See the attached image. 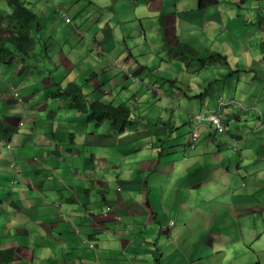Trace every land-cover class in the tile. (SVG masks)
Here are the masks:
<instances>
[{"label": "crops", "instance_id": "0c3cea01", "mask_svg": "<svg viewBox=\"0 0 264 264\" xmlns=\"http://www.w3.org/2000/svg\"><path fill=\"white\" fill-rule=\"evenodd\" d=\"M40 10L49 69L37 48L0 62L5 264H264V0ZM70 82L126 106L124 131L71 107ZM217 113L223 135L194 118Z\"/></svg>", "mask_w": 264, "mask_h": 264}, {"label": "trees", "instance_id": "16d2710c", "mask_svg": "<svg viewBox=\"0 0 264 264\" xmlns=\"http://www.w3.org/2000/svg\"><path fill=\"white\" fill-rule=\"evenodd\" d=\"M204 5L209 0H201ZM5 23L13 25L4 27ZM40 22L34 12L22 0H0V62L19 60L27 62L32 55H36L34 44L41 36ZM38 61V60H37ZM70 97L71 107L85 113L87 120L100 125L105 120H113L118 132L124 131L129 122L128 108L122 104L92 100L87 102L82 91V85L70 82L60 90ZM56 94V92H54ZM13 251L10 248L0 249V264L12 260ZM253 264H259L255 261Z\"/></svg>", "mask_w": 264, "mask_h": 264}, {"label": "rangeland", "instance_id": "374dc122", "mask_svg": "<svg viewBox=\"0 0 264 264\" xmlns=\"http://www.w3.org/2000/svg\"><path fill=\"white\" fill-rule=\"evenodd\" d=\"M22 1H24V0H22ZM30 1H32L33 2V5L32 4H28V3H24L27 7H29L33 12H34V14L36 15V17H37V15L38 16H40V14L42 13V12H44V10H40V12H39V8H40V0H30ZM1 2H3V4H4V0L2 1L1 0ZM46 12V14H47V11H45ZM54 12H55V14H57V12H58V10H57V8H55V10H54ZM48 19V17H47V15H46V17H45V25L46 26H48L49 24H50V20H47ZM45 32V34H40V38L39 39H37V42L34 44V48H37V49H39L40 51H39V53H38V55H40L41 56V61L43 62V61H45V68L46 69H49V66H50V64H52V61H54V57H55V54H53V53H46L45 54V51L46 50H52V48H54L55 47V45L52 43V41L54 40V41H57L58 40V38H56V37H53L52 39L51 38H49V31H48V28L44 31ZM41 33V32H40ZM45 55V56H44ZM52 59V60H51ZM30 60H31V57H30ZM51 60V61H50ZM38 63H40V62H38ZM51 68V67H50ZM158 85H157V87H154L153 88V90L154 91H157V90H159V89H162V87H161V83H160V80H158ZM57 87V86H56ZM55 87V88H56ZM151 102V101H150ZM154 108L152 107V108H148V109H146V110H149V112H151L152 110H153ZM85 116H87V115H85ZM203 122H208V123H210L211 124V126L213 125L210 121H207L206 119H201ZM197 121H200V120H198L197 119ZM157 124H159V123H157ZM214 126V125H213ZM212 126V127H213ZM103 127H101V129H102ZM105 128V127H104ZM183 130H185L187 133H188V129H187V127L185 126V127H183ZM222 135H223V133H221ZM254 263V262H253ZM252 263V264H253Z\"/></svg>", "mask_w": 264, "mask_h": 264}, {"label": "built area", "instance_id": "2783aa9c", "mask_svg": "<svg viewBox=\"0 0 264 264\" xmlns=\"http://www.w3.org/2000/svg\"><path fill=\"white\" fill-rule=\"evenodd\" d=\"M196 119L201 120V119H206L210 121L215 129L219 132H224V127L221 123L220 115L219 114H208L207 116L203 114L196 115ZM196 133H193V139L196 138Z\"/></svg>", "mask_w": 264, "mask_h": 264}, {"label": "clouds", "instance_id": "9594fccd", "mask_svg": "<svg viewBox=\"0 0 264 264\" xmlns=\"http://www.w3.org/2000/svg\"><path fill=\"white\" fill-rule=\"evenodd\" d=\"M3 1V0H2ZM24 2V1H23ZM70 21V19L68 18H66L65 19V22H69ZM11 25H13V23H8L7 24V27L6 28H8V26H11ZM41 34V33H40ZM13 93H14V95L18 98V99H20V96L18 95V93H17V91H15L14 89H13ZM217 114H219V113H217ZM220 115V114H219ZM195 119H196V116L194 117ZM220 119H221V117H220ZM222 123V122H221ZM214 130L216 131V132H219V131H217L216 129H215V127H214ZM193 133H196L197 134V130L194 128V131L191 133V144L193 145L194 144V141L197 139V137H198V134L196 135V138L195 139H193ZM220 133H224V132H220ZM190 147H193V146H190ZM171 224L173 223L172 221L170 222Z\"/></svg>", "mask_w": 264, "mask_h": 264}]
</instances>
